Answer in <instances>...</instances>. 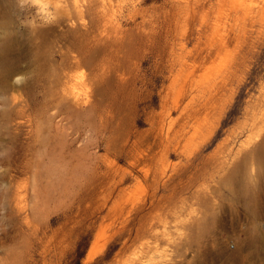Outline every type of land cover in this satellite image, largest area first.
Instances as JSON below:
<instances>
[{
    "label": "rangeland",
    "instance_id": "rangeland-1",
    "mask_svg": "<svg viewBox=\"0 0 264 264\" xmlns=\"http://www.w3.org/2000/svg\"><path fill=\"white\" fill-rule=\"evenodd\" d=\"M58 15L0 0V264H264V0Z\"/></svg>",
    "mask_w": 264,
    "mask_h": 264
},
{
    "label": "clouds",
    "instance_id": "clouds-1",
    "mask_svg": "<svg viewBox=\"0 0 264 264\" xmlns=\"http://www.w3.org/2000/svg\"><path fill=\"white\" fill-rule=\"evenodd\" d=\"M67 0H15L16 9L26 13L21 21L27 27H47L57 23L61 17L58 13L65 7ZM78 0H72L75 5ZM72 26V25H70ZM30 78V74L19 73L12 79L17 88H22Z\"/></svg>",
    "mask_w": 264,
    "mask_h": 264
}]
</instances>
